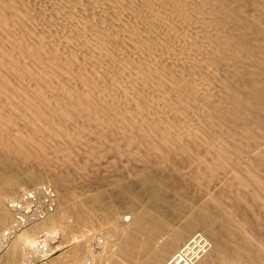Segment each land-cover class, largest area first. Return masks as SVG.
<instances>
[{"label":"bare ground","instance_id":"6f19581e","mask_svg":"<svg viewBox=\"0 0 264 264\" xmlns=\"http://www.w3.org/2000/svg\"><path fill=\"white\" fill-rule=\"evenodd\" d=\"M130 161L151 164L162 180L134 169V191L115 198L108 188ZM259 165L264 0H0V171L14 183L44 182L62 201L37 225L47 242L59 223L56 264H264L261 205L218 207L220 223L206 222L203 239L192 229L206 216L161 232L141 195L164 180L207 185L218 172L264 191ZM25 234L1 249L4 264H22Z\"/></svg>","mask_w":264,"mask_h":264},{"label":"rangeland","instance_id":"374dc122","mask_svg":"<svg viewBox=\"0 0 264 264\" xmlns=\"http://www.w3.org/2000/svg\"><path fill=\"white\" fill-rule=\"evenodd\" d=\"M108 156H111V154H109ZM106 159L107 158H105L103 161H101V163L103 162V165H102V167H100V169H103V166L110 164L109 163L110 159H108V160H106ZM150 165L151 164H149V163H143V162H139V161H130L129 163H127V165L121 166V168L118 167L121 171L123 170V173H121V175H120L121 177L120 176L117 177L119 180L117 179L115 181V187L116 188L114 186H111L108 188V190H109L108 194L111 193V196L113 195L116 198L117 196L118 197L120 196V191H121L120 189H122V188H124V189L130 188L131 190L134 191L135 186H134L133 180H134L135 175H136L134 173L135 171H132L134 169H147L151 172L153 177L158 179L159 178L158 170H156L154 167H151ZM263 166L264 165L258 166V167H260V168H258V177L259 178L261 177L262 180H264V167ZM260 170H263V172ZM8 173L10 174L9 171H4V170L0 171V186H1L0 187V198H1L0 202L4 205L5 208H7V210H11V212L8 211V213L4 216L0 215V217H1L0 218V261H1L0 264H2L4 262L3 259L5 258L6 254L4 255L3 250H5V246H7V243L10 241L9 238L12 239L13 237H15V235L17 233H19V231L21 229H24L26 231V234L24 235L23 239L26 238L27 240L25 239L26 240L25 241L22 239V240L18 241V250L21 252H24L26 255V258H23L20 263L23 264L25 261L26 264H28V262L30 264H41V263H39L40 262V260H39L40 255L39 254L40 253H41V256H43V258H45L47 256L48 259H52L55 262L56 257L64 255L63 252H64V248H65L62 230H60L61 228L58 226L59 223L58 222L56 223V226H57V232L56 233L53 232L54 231L53 228L49 229V231L52 230L51 231L52 233L50 234V238H49V240H47V242L45 239H44V241H42L43 239L41 240V237L38 235L37 232H39V229H38L37 225H40L41 224L40 222L43 219H45V220H43V222L45 221L47 223V218H44V217L48 216L49 214H52V212L57 210L58 204L60 206H62L63 205L62 201L56 199V196H55L56 193L53 192V190L50 189V187L46 183L36 182V181H34L32 183V182L26 181L21 176L19 177L18 182L14 183V179H13V182H11V180H9V179H11L9 177L12 175L9 176ZM70 173L76 175L75 172L72 173V171H71ZM132 173H134V174H132ZM127 175H129V176H127ZM218 175H219V177H218ZM238 175H239V179L241 181L243 180L242 182L245 183L246 179L243 176L241 177V175L239 173H238ZM132 177H133V179H132ZM126 178H129V179H126ZM230 178L231 177H229V172H226L224 175H223V172H218L214 175L213 179L206 181L207 185L205 182L203 184H201V183L195 181L198 185L199 184L201 185V186L199 185V188L197 187L196 183H194L188 177H187V181H186L185 185L180 184L179 182L176 183V182L171 181V180L165 182V180L163 178V180H164L163 183H165L167 185L166 187H163V185L155 183V184L151 185L150 188H147V189L145 188V190L141 193V195L143 197H145V199H144L145 202L144 201L143 202L147 206H150L149 208L150 209L152 208L151 210H153L155 213L158 212L157 215L160 216L159 218H161V219H159V228H160L161 232L167 231L169 226L174 227V228H180L184 223L188 222V220H187L188 218H197L198 219L199 216L201 215V217H200L201 219H204V216H206L205 219L207 220V218H208V220L203 221V223L201 225L194 227L192 229V232H193L192 234H194V236H198V237L200 236L203 239H209V236H208L209 230L207 229L208 228L207 226H209L210 228H214V226H218V224L220 223V222L218 223L219 220H216V218L218 216L217 215L218 214V207H222V208L224 207L225 210H230L231 212H232V210L238 208V209L243 210V212L246 211V213H247L248 209H246V206L242 202L239 201V199L243 200V198H246L247 205L252 204L256 208H257V206L259 207L261 205V207L258 208V211L261 212V213L258 212V219H260V217H262L264 215V211H263L264 210L263 209V207H264V200H263L264 199L263 198L264 197V191H262V190L260 191V189H258V191H257L255 189L256 192L258 193V195H257L259 198L258 201L260 200L261 204L259 202H258V204L252 203V202H255V200L252 198L250 199V197H251L250 194H252L251 189L254 192H255V190L251 186V184L248 181H246L249 185V187L247 189H242L241 187L238 188L239 185L237 183L231 181ZM1 179H4V180H1ZM159 180H162V178H159ZM117 181H119L118 184H117ZM126 181H128L129 183H125ZM160 186H162V187H160ZM237 188H238V190H235ZM118 190H120V191H118ZM232 190H233V192H232ZM256 192H255V194H256ZM238 193L240 195H242L243 197L242 198H236V194H238ZM259 194H261V195H259ZM149 195H150V197H149ZM207 196H208V198L210 197L211 199H213V201H211L212 204L210 203L209 200H207L208 199ZM248 197H249V199H248ZM148 200H150V201H148ZM206 200H207V202H209L208 205H207ZM133 203L134 202H132V201L130 203V205H132L131 209L129 208L130 213H131L133 207H135V203H134V206H133ZM10 206H12V208ZM18 206H20V207H18ZM238 209H237V211H238ZM31 211H33V212H31ZM17 213H19V214H17ZM10 214L12 215V217L10 216ZM220 217H222V216H220ZM3 218H5V219L3 220ZM26 219H29V220L27 221ZM7 220L10 221V224H9V222H7ZM3 221L5 222V226H4ZM19 221L22 224H19ZM23 221H25V222H23ZM35 221H36V223L37 222H39V223L36 224ZM11 222L12 223L14 222L13 224L17 225V227L20 230L17 229V227L14 226ZM17 222H18V224H16ZM206 222L208 223L207 226H206ZM27 223H29V224H27ZM60 224H61V222H60ZM19 225H20V227H19ZM29 225H31V226H29ZM21 226H24V227L21 228ZM13 227H14V229H13ZM1 229H2V231H1ZM27 229L32 230V231H28ZM17 230H19V231H17ZM13 231H14V233H16V232L17 233L14 235ZM11 234H12V236L10 237ZM31 240H32V242H31ZM49 243H52V245L50 246L51 248H49L47 245ZM22 244H24L23 249H21ZM26 244H27V246H26ZM41 245L43 246V249H41V247H40ZM52 246H54V247H52ZM47 247L50 250H48ZM37 248H40L41 252L39 251V249L37 250ZM1 249H3V250H1ZM2 251H3V254H2ZM43 251H45V252H43ZM28 252H30L29 253L30 255L28 254ZM36 253H37V255H36ZM38 256H39V258H38ZM20 257L21 256H19V258ZM37 258H38V260H37ZM59 259H61V258H59ZM67 262H69V261L65 260V257L64 258L62 257V261L59 260L58 264H70L71 263V262H69V263H67ZM56 263H57V261L54 264H56Z\"/></svg>","mask_w":264,"mask_h":264}]
</instances>
